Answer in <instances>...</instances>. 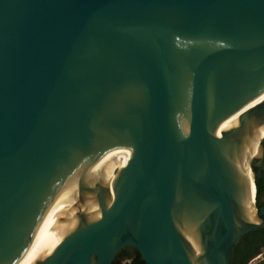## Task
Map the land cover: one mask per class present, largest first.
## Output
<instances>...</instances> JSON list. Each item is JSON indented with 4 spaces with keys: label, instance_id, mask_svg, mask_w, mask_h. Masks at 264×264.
Returning a JSON list of instances; mask_svg holds the SVG:
<instances>
[{
    "label": "water",
    "instance_id": "1",
    "mask_svg": "<svg viewBox=\"0 0 264 264\" xmlns=\"http://www.w3.org/2000/svg\"><path fill=\"white\" fill-rule=\"evenodd\" d=\"M258 125L264 0H0V264H230Z\"/></svg>",
    "mask_w": 264,
    "mask_h": 264
},
{
    "label": "flooded vegetation",
    "instance_id": "2",
    "mask_svg": "<svg viewBox=\"0 0 264 264\" xmlns=\"http://www.w3.org/2000/svg\"><path fill=\"white\" fill-rule=\"evenodd\" d=\"M260 126L264 125L257 127ZM259 149L260 154L252 158L250 166L256 189L255 222H251L253 224L264 222V140L260 141ZM238 249L246 253H254L249 264H264V227L244 234L233 246L231 257L238 252Z\"/></svg>",
    "mask_w": 264,
    "mask_h": 264
},
{
    "label": "bare ground",
    "instance_id": "3",
    "mask_svg": "<svg viewBox=\"0 0 264 264\" xmlns=\"http://www.w3.org/2000/svg\"><path fill=\"white\" fill-rule=\"evenodd\" d=\"M64 239L52 236L38 237L29 243L23 254L12 264H40L55 252ZM202 255L203 250L192 251L193 264H205Z\"/></svg>",
    "mask_w": 264,
    "mask_h": 264
},
{
    "label": "trees",
    "instance_id": "4",
    "mask_svg": "<svg viewBox=\"0 0 264 264\" xmlns=\"http://www.w3.org/2000/svg\"><path fill=\"white\" fill-rule=\"evenodd\" d=\"M254 253H246L238 249L232 257L230 264H249ZM113 264H146L140 253L133 248L123 250L113 262Z\"/></svg>",
    "mask_w": 264,
    "mask_h": 264
},
{
    "label": "rangeland",
    "instance_id": "5",
    "mask_svg": "<svg viewBox=\"0 0 264 264\" xmlns=\"http://www.w3.org/2000/svg\"><path fill=\"white\" fill-rule=\"evenodd\" d=\"M256 263V262H255Z\"/></svg>",
    "mask_w": 264,
    "mask_h": 264
}]
</instances>
